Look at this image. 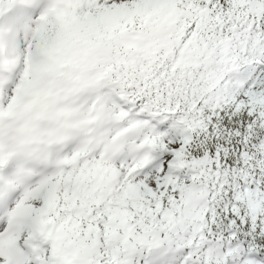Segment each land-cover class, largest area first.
<instances>
[{"label": "snow or ice", "instance_id": "6c2138e0", "mask_svg": "<svg viewBox=\"0 0 264 264\" xmlns=\"http://www.w3.org/2000/svg\"><path fill=\"white\" fill-rule=\"evenodd\" d=\"M0 264H264V0H0Z\"/></svg>", "mask_w": 264, "mask_h": 264}]
</instances>
